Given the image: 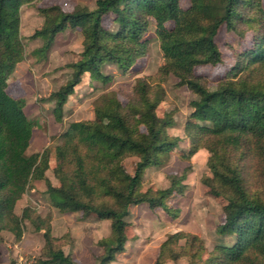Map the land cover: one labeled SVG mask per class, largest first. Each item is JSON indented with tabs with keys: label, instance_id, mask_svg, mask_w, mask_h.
Masks as SVG:
<instances>
[{
	"label": "trees",
	"instance_id": "obj_1",
	"mask_svg": "<svg viewBox=\"0 0 264 264\" xmlns=\"http://www.w3.org/2000/svg\"><path fill=\"white\" fill-rule=\"evenodd\" d=\"M31 0H0V232L8 230L17 241L25 232L28 219L44 237V264H77L64 251L69 231L52 234V220L32 207L16 214L17 201L31 180L44 178L50 150L28 154L33 124L25 112V100L8 91L10 75L25 57L21 35V8ZM44 25L31 38L41 37L38 51L45 54L56 35L68 26L84 32L80 58L71 64L73 73L46 100H54V114L61 120L64 106L85 74L92 80L108 82L102 71L105 62L115 63L126 73L145 56L149 40L145 38L151 18L156 22L164 62L155 78L140 77L132 91L124 92L123 104L116 92L102 95L95 102V117L74 121L56 146L55 174L58 186L48 183L53 203L61 212H80L111 221V234L98 241L103 252L96 264H111L125 250L129 240V208L147 203L175 218L180 209L166 199L182 194L190 167L180 175L172 174L163 189H143L146 167L162 165L181 139L166 128L173 123L170 114L158 116L157 107L165 95L161 83L170 75L186 85L197 98L185 133L189 148L183 154L190 159L205 148L212 177L203 182L216 197H224V220L217 226L221 235H234L232 245H218L204 259L205 247L197 234L176 231L159 246L153 264H165L188 256L189 264H264V197L251 191L254 181L264 186V5L262 0H191L183 9L180 0H96L95 7L77 6L64 11L59 6L41 8ZM114 15L116 30L106 29L103 18ZM174 21V27L166 23ZM243 24L253 33L250 48L236 54L231 76L215 88L195 73L202 64L223 61L216 42L221 26L239 30ZM156 80V83H151ZM153 80V81H154ZM138 115V117H137ZM139 159L133 173L120 165L128 156ZM165 155V159L163 158ZM250 164L253 170L246 171ZM185 239V243H180Z\"/></svg>",
	"mask_w": 264,
	"mask_h": 264
},
{
	"label": "rangeland",
	"instance_id": "obj_2",
	"mask_svg": "<svg viewBox=\"0 0 264 264\" xmlns=\"http://www.w3.org/2000/svg\"><path fill=\"white\" fill-rule=\"evenodd\" d=\"M95 2L96 0H31L21 8L20 31L25 45V57L17 64L15 73L10 75L8 91L12 96L25 100V112L34 127L33 137L26 152L33 154L42 152L46 148L50 152L44 178L31 180L27 191L17 201L15 212L18 215L22 214L25 207H32L38 214L51 220L63 213L54 205L53 196L48 191V183L53 186L60 184L55 174V167L56 146L64 141L62 134L74 121L93 119L95 102L106 93L116 92L122 103L126 104L128 99L123 93L132 91L140 77L155 78L164 62L156 34V22L151 18L145 34V38L149 40L147 54L139 58L126 73L115 63L105 62L102 71L110 76L108 82L92 80L90 75L85 74L82 82L68 98L62 119L58 120L54 114L55 101L46 99L51 92L59 89L71 77L73 73L71 64L80 58L84 47V32L79 27L68 26L56 35L53 45L45 54L38 51L44 44L43 38L30 36L45 23L46 17L40 11L41 8L59 6L64 11H72L77 6H83L93 9ZM262 2L264 5V0ZM180 6L183 9L190 8L191 0H180ZM113 19V14L104 16L103 25L106 29L116 30L117 24ZM166 26L173 28L174 21H168ZM215 38L222 52L223 61L216 65L202 64L195 68L196 75L202 77L210 88H215L220 81L231 76V70L236 64V54L250 48L253 33L243 24L239 26L238 31L223 25ZM153 80L150 79L151 83H156V80ZM178 81L176 76L170 75L161 83L165 95L156 111L160 117L170 114L173 123L166 128L167 133L178 136L181 141L178 146L170 150L164 164H151L145 168L142 184L144 190L167 188L171 183L172 174L180 175L186 167H190L187 178L183 181L186 185L183 193H173L166 199L167 204L179 208L180 213L173 218L159 207L150 208L147 203L131 206L130 213L126 216L129 223V240L126 243L125 253L118 257V264H153L161 243L169 234L176 231L197 234L205 247L204 259L215 250L216 246H229L235 242L234 235H221L217 231V226L224 220L226 199L212 195L203 182L205 178L212 177L208 165L211 153L203 148L190 159L183 157L189 148L185 124L193 110L191 101L197 96ZM163 158L165 159V155ZM138 159L134 155L128 156L120 167L128 173H133ZM246 166V171L249 172L253 170L255 164L254 167L250 164ZM255 178L248 186L251 191L260 190L259 194L264 197V186L255 183ZM73 214L75 217H72L71 222L76 223L81 213ZM90 216L94 215L86 217L91 218ZM24 227L25 232L30 231L25 244L27 250L15 249V243L19 241L13 233L11 238L8 237L10 231L0 232V241L6 240L7 244L11 243V246L6 244L8 256H4V253L0 254V264H18L20 257L35 259L38 264H44L43 260L46 258L42 254L44 246L42 233L37 231L28 219L24 220ZM68 231L69 241H74L73 231L70 229ZM180 243H185V239ZM2 250L4 249L1 248ZM165 264H189V258L182 256L176 261L167 260Z\"/></svg>",
	"mask_w": 264,
	"mask_h": 264
},
{
	"label": "crops",
	"instance_id": "obj_3",
	"mask_svg": "<svg viewBox=\"0 0 264 264\" xmlns=\"http://www.w3.org/2000/svg\"><path fill=\"white\" fill-rule=\"evenodd\" d=\"M73 213L75 212H63L53 218V234L55 236H62L69 229L72 230L74 241H68L64 246V251L70 254L77 264H96L97 256L103 252V248L98 244V241L111 234V221L96 216H90L91 218L82 217L79 214L80 218L78 217V221L73 223L71 222L72 217H75ZM29 234L30 231L25 232L23 239L15 243V249L27 250L25 244ZM10 235L8 237L12 238V233ZM6 244V240L0 241V254L4 253V256L6 255L7 257L8 254L6 252L8 249ZM7 245L11 246V243ZM1 248L4 250L1 251ZM126 248L127 246H125V250ZM125 250L119 253L111 264H118V257L125 253Z\"/></svg>",
	"mask_w": 264,
	"mask_h": 264
},
{
	"label": "built area",
	"instance_id": "obj_4",
	"mask_svg": "<svg viewBox=\"0 0 264 264\" xmlns=\"http://www.w3.org/2000/svg\"><path fill=\"white\" fill-rule=\"evenodd\" d=\"M18 264H38V262L35 259L20 257L18 260Z\"/></svg>",
	"mask_w": 264,
	"mask_h": 264
}]
</instances>
